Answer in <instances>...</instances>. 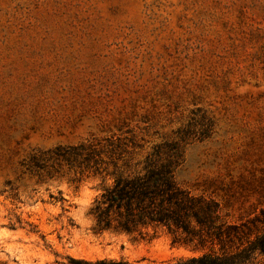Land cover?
Instances as JSON below:
<instances>
[{
  "label": "rangeland",
  "instance_id": "rangeland-1",
  "mask_svg": "<svg viewBox=\"0 0 264 264\" xmlns=\"http://www.w3.org/2000/svg\"><path fill=\"white\" fill-rule=\"evenodd\" d=\"M81 143L124 174L155 150L158 161L178 157L177 181L254 238L264 227V0H0V264L220 252L164 230L94 232L90 208L113 176L50 157Z\"/></svg>",
  "mask_w": 264,
  "mask_h": 264
},
{
  "label": "trees",
  "instance_id": "trees-1",
  "mask_svg": "<svg viewBox=\"0 0 264 264\" xmlns=\"http://www.w3.org/2000/svg\"><path fill=\"white\" fill-rule=\"evenodd\" d=\"M51 152L50 157L57 160L84 166L95 174L113 176L112 185L103 188L90 208L94 219L92 229L96 233L117 231L146 239L164 230L174 243L196 247L220 245V252L209 250L164 264H246L256 253L264 254V227L258 228L251 238V227L223 221L218 201L195 194L177 181L178 157L158 161L159 157H155L159 151L155 150L147 155L142 169L124 174L119 171L117 161H105L93 143L58 146ZM40 158L32 155L28 166L38 164ZM235 239L239 244L234 249H226L225 245ZM96 264L130 263L101 260Z\"/></svg>",
  "mask_w": 264,
  "mask_h": 264
}]
</instances>
